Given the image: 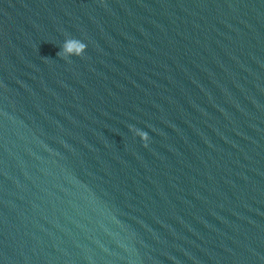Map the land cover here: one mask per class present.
I'll return each instance as SVG.
<instances>
[{
    "label": "water",
    "instance_id": "obj_1",
    "mask_svg": "<svg viewBox=\"0 0 264 264\" xmlns=\"http://www.w3.org/2000/svg\"><path fill=\"white\" fill-rule=\"evenodd\" d=\"M0 264H264V0H0Z\"/></svg>",
    "mask_w": 264,
    "mask_h": 264
},
{
    "label": "clouds",
    "instance_id": "obj_2",
    "mask_svg": "<svg viewBox=\"0 0 264 264\" xmlns=\"http://www.w3.org/2000/svg\"><path fill=\"white\" fill-rule=\"evenodd\" d=\"M73 47L76 48L77 55H79V54H81V53L84 51L86 45H84V44H79V45L77 46L75 43H69V44L67 45V47H66V50H67V51H71ZM136 133H137V135L141 138V140H143V141H147V139H148V134H147V132H145V131H141V130L137 129V130H136Z\"/></svg>",
    "mask_w": 264,
    "mask_h": 264
}]
</instances>
